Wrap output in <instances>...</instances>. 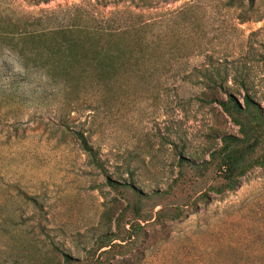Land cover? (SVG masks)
<instances>
[{
	"label": "rangeland",
	"instance_id": "1",
	"mask_svg": "<svg viewBox=\"0 0 264 264\" xmlns=\"http://www.w3.org/2000/svg\"><path fill=\"white\" fill-rule=\"evenodd\" d=\"M76 25L134 26L145 58L105 89L53 79L32 40ZM212 72L264 108V0H0V264H264V167L220 196L213 172L197 180L188 168L164 195L181 153L209 160L220 135L238 133L196 100ZM177 203L186 216L165 231L137 220V207L150 219Z\"/></svg>",
	"mask_w": 264,
	"mask_h": 264
},
{
	"label": "trees",
	"instance_id": "2",
	"mask_svg": "<svg viewBox=\"0 0 264 264\" xmlns=\"http://www.w3.org/2000/svg\"><path fill=\"white\" fill-rule=\"evenodd\" d=\"M36 3H49L52 0H29ZM138 28L129 26L117 29L108 26L93 27L76 25L69 29L53 31L33 39L36 61L47 70L53 79L62 78L67 82H83L88 80L104 89L115 82L119 76L126 74L131 63H140L144 59L141 51V37H138ZM134 34V35H133ZM30 59L31 55L23 54ZM40 60V61H39ZM203 87L196 97L202 107L219 105L222 112L238 127V133L220 135L221 145L213 147L210 159L201 162L194 161L188 153H181L178 159L180 168L178 179L164 192L166 196L174 193L181 180L185 181V169H191L197 180L203 179L209 172H213L214 182L208 191L214 195H224L236 190L248 173L257 168L264 167V108L256 101V97L247 91L243 102L237 99L239 91L224 81L213 80V72L205 76ZM244 84L242 80L240 82ZM213 131V128L210 129ZM217 135V134H216ZM219 136V135H218ZM81 146L90 157L93 164L100 170L104 168L99 164L96 153L83 136H80ZM109 185L115 189L130 190L140 197L134 188L135 183L119 184L106 177ZM183 181V183H184ZM31 201H36L30 198ZM209 200L207 192L201 193L196 203H206ZM156 208V207H155ZM186 204H175L172 208L161 205V209L150 219L142 217L141 208H136L139 217L137 220L152 222L165 231L167 223L176 222L186 216ZM122 216L118 218L120 222ZM140 225L131 224L130 237L135 242L144 240ZM153 238V237H152ZM150 239V237H149ZM115 238L101 240L99 251L110 248ZM107 251L106 254H110ZM66 264H73L70 257L66 256ZM104 264V263H101Z\"/></svg>",
	"mask_w": 264,
	"mask_h": 264
}]
</instances>
